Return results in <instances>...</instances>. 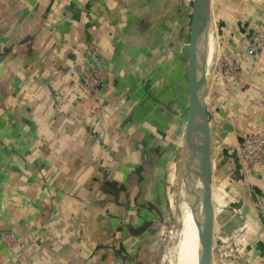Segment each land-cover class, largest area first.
<instances>
[{"label": "crops", "instance_id": "obj_1", "mask_svg": "<svg viewBox=\"0 0 264 264\" xmlns=\"http://www.w3.org/2000/svg\"><path fill=\"white\" fill-rule=\"evenodd\" d=\"M212 11V59L220 44L240 64L229 79L207 66L215 223L243 228L233 264H264V165L234 153L264 129V51L246 52L264 0ZM192 12L193 0H0V264H143L184 146L189 61L175 39L189 53ZM86 44L100 66H84Z\"/></svg>", "mask_w": 264, "mask_h": 264}, {"label": "water", "instance_id": "obj_2", "mask_svg": "<svg viewBox=\"0 0 264 264\" xmlns=\"http://www.w3.org/2000/svg\"><path fill=\"white\" fill-rule=\"evenodd\" d=\"M213 0H193L190 37V98L186 131L179 173L176 203V222L172 239L160 264H177L183 228L184 211L193 180V166L202 174L203 226L198 231L199 248L206 255V264H212V241L215 227L213 202V165L211 156V128L208 113V49L213 23ZM200 195V194H199ZM205 259V256H204Z\"/></svg>", "mask_w": 264, "mask_h": 264}, {"label": "rangeland", "instance_id": "obj_3", "mask_svg": "<svg viewBox=\"0 0 264 264\" xmlns=\"http://www.w3.org/2000/svg\"><path fill=\"white\" fill-rule=\"evenodd\" d=\"M216 30V22L213 19V23L211 26L210 34H209V45L211 43V48L209 52V57L208 60H212V56L215 54V48L212 47V40L214 38V33L213 31ZM180 34L177 33V38L175 39L176 47L177 50L175 53L177 55V63L179 61V58L183 60V63L187 60L189 61V69H190V46H189V53L186 51L181 52L179 50V44L181 43V39L179 38ZM212 39V40H211ZM93 44H86L83 47V51L85 52V61H84V66H100L99 64V56L97 53V48H95ZM214 48V50H213ZM181 52V53H180ZM213 53V55H212ZM189 55V56H188ZM170 59H172V56L170 55ZM215 60V57L213 58ZM213 62V61H212ZM209 63L208 66H213V63ZM187 73V71H186ZM89 74V73H88ZM91 79L93 77V74H97V70L93 69L91 72ZM190 74V70H189ZM178 81V80H177ZM178 96H179V89H178ZM187 113V112H186ZM184 114V117L187 122V114ZM186 131V127H185ZM185 136V132H184ZM183 149L178 150L173 158V162L171 163L172 166L170 168V180H169V186H168V210H166L164 215L161 216L160 222L157 225L155 235L156 241L153 246L152 243L148 242L147 247L143 249V264H160L161 260L163 258V255L165 253V250L167 249L172 236H173V231H174V226L176 222V203H172V198H173V193H176V199H177V193H178V186H179V173L181 169V158H182V152ZM178 162V163H177ZM176 168V169H175ZM177 172V173H176ZM177 174V176H176ZM193 180L196 182L198 181L199 183L196 185L194 184L192 186V191L191 194L193 193V196H196L199 198L198 200V211H202L201 208V202H202V174L199 171L198 165L194 164L193 166ZM177 182V183H176ZM195 193V194H194ZM200 194V195H199ZM219 192L216 191V193L213 195L214 200L223 205L225 204V199L224 197H221L218 195ZM221 197V200H220ZM228 198V197H227ZM229 199V198H228ZM173 204V205H172ZM227 207L229 206L230 208V203L228 202ZM217 208L218 206H215V212H216V217H217ZM219 212V211H218ZM203 219L201 220L200 217H198V224L196 225V228L192 230L191 232V238H190V253L189 256L194 255L196 257L197 263L196 264H206V255H204L203 251L199 248V243H198V231L201 230L203 226ZM225 226L222 227L221 223L217 222L215 223L214 227V234H213V241H212V252H213V260L212 264H233L236 263L237 258L239 257V253L237 251L238 249V241L243 240V228H230L231 226V220L224 223ZM239 233V236L237 234ZM242 234V235H241ZM168 242V243H167ZM205 256V259H204Z\"/></svg>", "mask_w": 264, "mask_h": 264}, {"label": "built area", "instance_id": "obj_4", "mask_svg": "<svg viewBox=\"0 0 264 264\" xmlns=\"http://www.w3.org/2000/svg\"><path fill=\"white\" fill-rule=\"evenodd\" d=\"M264 51V27L253 25L250 31V39L246 47L249 55H257ZM215 60L212 59L213 70L223 79H229L239 71L240 64L233 57L218 45ZM93 74L91 79L93 85L98 87L101 80ZM236 157L246 170L255 169L264 165V129L260 132L250 133L241 139L239 145L234 151Z\"/></svg>", "mask_w": 264, "mask_h": 264}, {"label": "bare ground", "instance_id": "obj_5", "mask_svg": "<svg viewBox=\"0 0 264 264\" xmlns=\"http://www.w3.org/2000/svg\"><path fill=\"white\" fill-rule=\"evenodd\" d=\"M210 61L211 60H208V63H210ZM176 176H177V174H176ZM198 183H199L198 181H196V182L193 181L191 184V190H190V194H189V198H188V204H187L186 210L184 211L183 228L181 231L182 235H181L179 258H178L177 264H196L197 263L196 257L194 255L189 256V253H190L189 249L191 248L189 241L191 238L192 230L195 229L196 225L198 224V217H200L201 220L203 218V211L200 210V212H199L197 210L198 209L197 203H198L199 198L196 196H193V193L191 194L192 186L194 184L197 185ZM176 200H177L176 199V193H173L172 203L174 204ZM220 200H221V197H220Z\"/></svg>", "mask_w": 264, "mask_h": 264}]
</instances>
